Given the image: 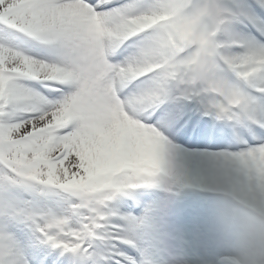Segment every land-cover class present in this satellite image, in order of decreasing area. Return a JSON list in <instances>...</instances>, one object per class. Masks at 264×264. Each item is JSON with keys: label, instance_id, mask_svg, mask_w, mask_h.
Here are the masks:
<instances>
[{"label": "snow or ice", "instance_id": "1", "mask_svg": "<svg viewBox=\"0 0 264 264\" xmlns=\"http://www.w3.org/2000/svg\"><path fill=\"white\" fill-rule=\"evenodd\" d=\"M112 2L0 0V25L67 50L68 64L61 68L0 45V118L8 116L12 109L49 104L45 98L22 89L17 84L20 78L58 81L76 88L73 94L50 104L36 118L16 124L0 122V164L19 182H37L71 192L80 198V207L92 212L83 234L67 230L63 220L40 229L53 247L71 253L87 251L86 239L95 237L109 220L98 209L117 193L155 186L164 176L181 179L167 158L172 150L168 138L157 125L146 124L130 114L128 104L118 95V86L159 73L156 87L131 101L144 110L158 107L167 96L166 86L171 81L190 76L195 83L214 68V58L218 56L216 32L201 30L205 19L239 18L235 12L213 6L189 13L192 0H158L142 14H137L131 4L103 12L97 10ZM256 3L264 8V0ZM146 33L152 36L140 59L123 66L109 62L108 55L118 45ZM227 62L245 80L264 74V47ZM212 91L224 100L216 106L218 118L231 119L233 109L247 103L229 85H213ZM258 154H264V143L217 159L235 173V181L241 171L258 175L264 170V160L258 159ZM133 158L135 163H128ZM123 219L130 238L124 239L125 225L112 224L111 239L115 244L135 246L131 237L146 221ZM53 228L64 233L63 238L50 235ZM114 251L121 258L126 255L118 249ZM13 256L15 250L11 245L0 246V264H19L11 259ZM128 260L135 264L133 257Z\"/></svg>", "mask_w": 264, "mask_h": 264}, {"label": "bare ground", "instance_id": "2", "mask_svg": "<svg viewBox=\"0 0 264 264\" xmlns=\"http://www.w3.org/2000/svg\"><path fill=\"white\" fill-rule=\"evenodd\" d=\"M157 2L158 0H135L125 6L131 4L137 14H142L151 10ZM89 3L96 4L98 0H89ZM231 4L235 5L236 10L244 16L242 20L247 19L248 22L263 26V16L250 0H195L188 12L191 13L196 8L204 6H213L228 12L225 5L232 6ZM97 10L101 12L107 11L103 7ZM201 30L216 32L214 38L216 44L218 41L222 42L225 49V51L224 49L218 51V55H221L226 61L237 59L246 55L249 51L264 47L262 43L257 46L255 40L251 39L250 36L236 33L232 20L221 21L207 18L202 23ZM132 40L134 39H128L127 42ZM232 42H236L238 45L231 48L229 43ZM144 44L137 42L136 46L129 51L116 47L108 55V60L113 56H118L117 61L113 65L123 66L134 63L141 58L145 50ZM0 45L9 47L37 62L47 63L50 66L64 68L68 64L63 62L68 60L67 50L51 56L38 45L20 37L16 32L7 29L4 25L0 26ZM241 49L244 52H237ZM187 55L186 53L185 58ZM214 59V68L200 82L192 83L190 76H184L170 82L166 86L167 96L156 108L144 110L142 106L134 105L131 101L140 94L156 87L160 80L159 73L154 72V77L149 82L150 86L143 87L138 79L133 80L126 86H118V95L122 101L128 104L130 114L146 124L157 125L168 138L172 145V150L168 153L167 158L172 162L177 175L181 178L174 180L170 176L161 177L156 184L158 191H147L146 188L149 187H145L142 188L141 193L138 195L139 199L141 197L146 198L148 202L146 207L138 212L137 215H131L138 220L146 221L141 228L137 229L135 236L131 237L134 239L136 246L125 247L122 243L116 244L120 249L127 250L132 254L135 264H223L226 252L217 228V215L219 209L225 204L222 193L229 195L235 173L227 169L224 161L217 159V157L239 153L264 143V130L249 125L237 133L223 137L211 138L212 135L202 133L198 139H191L184 132H179L176 129V125H172L173 117L188 104L186 98L189 97L190 93L198 95L204 103L210 102L209 104L216 103L217 105L224 103V100L222 96L217 93L219 95L217 97L216 92L212 91L213 85H229L244 96L241 82L233 76L228 68L220 64L218 56ZM26 78L18 79L17 84L35 96L45 98L40 94L39 89L42 88L39 85L36 86L29 83ZM252 79H254L253 82L257 86L264 88V75L259 78L254 76L247 81ZM176 90H185L186 93L183 92L181 95L172 96V94L177 92ZM45 99L49 104L36 103L27 106L23 110L12 109L8 116L0 118V122L16 124L24 120L33 119L38 117L50 104L63 101V97ZM247 113L249 115L247 117L248 120L256 119L264 124V110L262 112H254L250 107ZM124 119L129 125H132L133 122L129 118L125 117ZM128 163H135L134 158L130 159ZM21 183L31 185L34 182ZM169 186L177 192L171 193L164 189ZM183 189H186L185 192ZM62 190L60 189V191ZM198 191H202V195L197 194ZM210 191H213L212 197H209L210 195L207 193ZM13 193L16 194V191L13 190ZM65 193V198L60 199V206L49 201H46L45 205H33L34 212L31 216L44 226L55 220L66 221L67 230L83 234L84 225L89 222L93 214L88 209L86 210L82 207L81 210L78 209L77 203L81 202L79 197L69 191H65ZM186 193H192L194 199L186 200L184 197ZM178 196L181 197V202L177 206L174 200ZM17 199L28 205L25 202L26 196L18 194ZM205 200H210V203L206 204ZM115 206L120 207L123 211L130 208L128 203L124 201L116 203ZM171 209L176 210V218L181 221V226L175 232H162L161 226H165L166 219L161 221L158 218L159 213L163 211L169 214ZM110 220L111 218L109 217L108 222ZM0 222L3 226L0 246L11 245L14 248L15 256L11 258L12 260H17L19 264H51L42 257L49 252V248L46 245L47 240L41 237L39 232L33 228V221L29 217L24 215V219H22L19 216L7 215L0 217ZM50 231H54L62 238L64 236V233L55 228L50 229ZM87 242H90V237L86 239L85 244ZM15 245L16 248L14 247ZM27 249L36 252L35 255H30L25 259L19 258V252ZM53 253L54 250L51 254Z\"/></svg>", "mask_w": 264, "mask_h": 264}, {"label": "clouds", "instance_id": "3", "mask_svg": "<svg viewBox=\"0 0 264 264\" xmlns=\"http://www.w3.org/2000/svg\"><path fill=\"white\" fill-rule=\"evenodd\" d=\"M258 159L264 160V154ZM224 199L217 215L223 264H264V170L239 172Z\"/></svg>", "mask_w": 264, "mask_h": 264}, {"label": "rangeland", "instance_id": "4", "mask_svg": "<svg viewBox=\"0 0 264 264\" xmlns=\"http://www.w3.org/2000/svg\"><path fill=\"white\" fill-rule=\"evenodd\" d=\"M133 1H135V0H122V1H119V2H115L112 5L105 6L104 8H107L105 10L116 9V8H119L120 6H122L124 4L131 3ZM208 1H212V0H208ZM193 2L194 1L192 0V3ZM225 6H227L226 7V10L228 12L230 11V9L234 10V8H235V5H232V6L225 5ZM235 13H237L238 15H240V13L238 11L235 12ZM232 21H233V23L237 22V20H232ZM236 29H237L236 31L238 32V34H243L244 36H250L251 39H254V40L256 39L260 43L261 42H264L259 37H256L254 34H252V31H247V33H246L245 30H247V29H241V28H238V27ZM150 39H151V33H149V34L147 33V34H145V36L141 35V38L140 39L139 38L136 39V41H138V40L139 41L140 40L141 41H144L145 42L144 49H145V48L148 47V44L150 42ZM255 42H256V44L258 46V42L257 41H255ZM123 43H125V41ZM130 43H132L133 45H128V47H126V48L124 47L125 50H128L129 48L135 46L133 42H130ZM218 43H220V42H218ZM122 44H120V46ZM229 45L231 46V48H233L235 45H238V44L236 42H232V43H229ZM56 46H58V44H56ZM223 46H224V44L223 45H219L218 46V49H222ZM224 51H225V49H224ZM237 52H244V51H243V49H241L240 51H237ZM51 53H53V52H51ZM219 60L221 61L223 59L222 58H219ZM116 61L117 60H116L115 57L114 58H111L109 60V62L111 64L115 63ZM27 78L29 80H26V81L31 82L33 84H34L35 81H38L39 80V79L30 78V77H27ZM147 78H151V73L148 74V76L145 79H147ZM201 80H197V82H200ZM144 81L145 80H143V82ZM145 85H147V84H145ZM45 88H47V87L45 86ZM40 92H42V91L40 90ZM43 92L46 94L45 91H43ZM70 95L71 94H66L62 100H64L65 97L70 96ZM46 97H48V96L46 95ZM261 127H264V126H261ZM47 188H51L52 190L51 189H47ZM57 188L58 187L51 186V185H41V184H39L37 182H34L31 185H29V184H26L25 185V184L17 181L10 174L9 170L4 165L0 164V217L1 216H4V215H12V214L13 215H18V213H20V214L25 213V215H26L27 214V211L29 210L28 207L21 206L19 204V201L16 199L15 193H13V190L16 191V194L17 193H22V195L27 196L29 198V201H32V203H34V204H44L45 205L46 201H49V202H52V203L60 206V204H59L60 203V199H57V195L59 196L60 193L58 192V189ZM165 189L169 190L168 187H165ZM52 191L54 193H51L52 194L51 196H47V195H50V192H52ZM170 192L171 193H174V192H177V191L170 190ZM62 193H65V192L62 191ZM45 196H47V197H45ZM64 196H66V195H64ZM186 196L188 197V199H191L193 197L191 194H186ZM129 200H131V199H129ZM209 202H210V200H209ZM224 202H226L225 199H224ZM80 204H81V202L80 203H77L78 209H81V207L79 206ZM29 207H30V210H31L32 207H33V205H29ZM100 210H101V206H100L99 211ZM172 214H176V211H171V213L168 214V218H169L168 223H169V225H167V226H165L163 228V229L167 230L166 232L170 231L168 229H172L174 231H177L180 228V226H181V223H179L177 221V218L174 217V216H172ZM159 215H160L161 218H165L166 217V213H164L162 211L159 213ZM128 231H129L128 228L124 229L125 234H127ZM21 253H20L21 255H24L23 253H25V252H21Z\"/></svg>", "mask_w": 264, "mask_h": 264}]
</instances>
